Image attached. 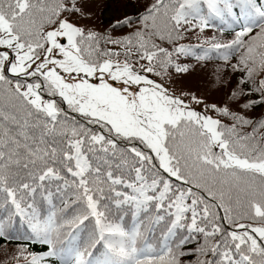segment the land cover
I'll return each instance as SVG.
<instances>
[{"label": "snow or ice", "instance_id": "6c2138e0", "mask_svg": "<svg viewBox=\"0 0 264 264\" xmlns=\"http://www.w3.org/2000/svg\"><path fill=\"white\" fill-rule=\"evenodd\" d=\"M100 6L0 0V247L264 264V0H147L105 28ZM210 62L226 99L176 86Z\"/></svg>", "mask_w": 264, "mask_h": 264}, {"label": "rangeland", "instance_id": "374dc122", "mask_svg": "<svg viewBox=\"0 0 264 264\" xmlns=\"http://www.w3.org/2000/svg\"><path fill=\"white\" fill-rule=\"evenodd\" d=\"M130 2H133L137 6H133L136 9L142 8L143 5L147 2V0H116L111 2L109 5H105L104 3L98 2L101 6L96 9V15L94 19V23L98 27L103 26V21L106 20L109 21V18L112 16L113 13L116 14H122L124 12H121L123 10L122 8L124 6H129ZM131 7V6H130ZM132 13V12H129ZM102 17V20L100 19ZM213 66H208L207 73L205 74H198L194 77L189 78L188 82L182 85H176L177 87L180 86H186L191 87L193 89H196L199 91L200 94L206 96L210 101L215 102L217 100H221L226 98L224 92H217L211 88L212 81L209 80L208 73L212 71ZM230 80L233 79V77L230 75ZM237 79V77H236ZM262 109L260 108L258 111H256V115L258 117H261ZM264 116V115H263ZM2 248V247H0ZM14 255V252L12 249H1L0 250V264H6L8 261L11 260V256Z\"/></svg>", "mask_w": 264, "mask_h": 264}, {"label": "trees", "instance_id": "16d2710c", "mask_svg": "<svg viewBox=\"0 0 264 264\" xmlns=\"http://www.w3.org/2000/svg\"><path fill=\"white\" fill-rule=\"evenodd\" d=\"M111 2H113V1H110V2H108L107 3V5H109ZM130 6H124L122 9L123 10H121V12H125V11H127L128 13L129 12H132V13H129L130 15H136L137 13H136V8L135 7H133V5H131V4H129ZM100 19L102 20V17H100ZM109 22V21H108ZM106 20H104L102 23H103V26L101 27V28H105V27H107L106 25H105V23H108ZM195 41V38L193 37V42ZM215 62H210L209 63V65H211V66H213V64H214ZM224 99H226V98H224ZM257 108H261L262 109V112H261V114H262V116L264 115V108L263 107H257ZM254 114H255V116L257 117V115H256V111H254L253 112ZM43 247H37V246H31V250L32 251H38V250H40V249H42ZM1 249H4L3 247L2 248H0V250ZM9 249H11V248H9ZM186 259H188V260H194L195 259V257L194 256H192V257H186ZM8 262H11V263H9V264H12L14 261L11 259L10 261H8Z\"/></svg>", "mask_w": 264, "mask_h": 264}]
</instances>
